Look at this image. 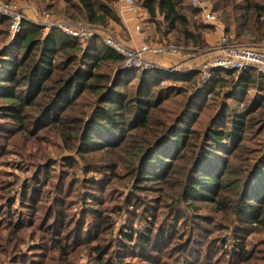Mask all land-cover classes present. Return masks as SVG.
I'll use <instances>...</instances> for the list:
<instances>
[{
  "label": "rangeland",
  "instance_id": "obj_1",
  "mask_svg": "<svg viewBox=\"0 0 264 264\" xmlns=\"http://www.w3.org/2000/svg\"><path fill=\"white\" fill-rule=\"evenodd\" d=\"M206 1L219 24L206 22L201 13L195 17L197 23L203 22L209 27L204 44L186 45L178 41L176 34H171L172 42L168 43L177 46L180 55H146L148 62L167 66L169 70L124 63L125 68L157 70L175 76L163 79L161 87L173 88L167 96L184 105H163L161 113L167 115L158 117L167 123L169 131L183 132L177 128L179 125L191 131L187 133L184 146L168 148L165 143L171 145L172 137L167 136L157 146L147 149L143 164L137 163L136 154L133 156L138 133L128 127L124 129V146L84 149L74 146V135L69 137V133L78 126L79 118L84 117L87 110L84 99H73L66 112L65 106L52 102L40 111L28 106L21 121L16 122L3 115L9 101L2 95L4 89L0 90V264H104L105 260L96 257V247L105 241L91 240L98 234V222L103 213L113 218L110 230H106L105 224L100 230L101 238L115 242L108 256L114 257L115 264H264V215H250L248 200L241 198L240 202H233L238 180L245 179L243 186L237 185L242 197L247 194L246 182H250L251 176L248 177L251 174L248 167L254 163L255 151L264 146V90L249 83L246 92L244 86L224 87L223 81L215 83L217 76L226 74L222 67L208 74L197 70L206 60L224 57L222 48L234 53L239 47L264 48V39L253 34L240 37L234 29L228 32L225 17L216 6L218 0ZM234 1L242 6L248 0ZM259 1L264 3V0ZM12 2L30 18H38L36 10L50 13L48 20L29 19L22 26L33 21L44 36L54 32L72 38L61 27L46 23L49 21L72 27L91 24L80 16H70L61 0ZM136 4L140 12H144V35L140 36L146 42H160L156 24L147 20L137 0ZM115 8L118 21L111 20L106 26L91 24L97 35L78 40L83 51L101 42L106 44L103 37L115 38L127 47L133 45L132 33L138 14L122 12L120 0ZM7 30L6 34V27L0 23V57L8 56L11 48L17 55L14 41L19 34L11 38L9 27ZM136 41H141L138 35ZM104 70L110 72L106 67L102 68ZM186 76L193 77L195 88L191 80L186 81ZM48 94L49 91L45 93ZM240 94L245 102L237 100ZM254 99L253 107L259 119L243 134L240 144L225 140L222 147L210 146L209 129H230V123H225L226 111L236 107L243 112ZM39 100L44 104L45 100ZM174 123L176 126L171 127ZM27 124L29 126L25 127ZM155 127L150 125L148 130ZM137 131L141 133V129ZM209 149L214 151L209 152ZM221 162H228L225 173L229 171L231 177H235L225 176L224 188L219 193L206 192L207 196L193 198L196 192L189 193L185 185L188 171L192 168L189 176L198 178L195 175L198 169L214 168ZM110 178L116 182L112 187L108 184ZM179 194H183L180 201ZM35 204L36 210H33L30 205ZM54 216L55 219H51ZM63 216L65 221H59L58 217ZM48 227L53 230L49 231ZM132 229L135 239H125L124 232H132ZM138 229L160 232L158 241L152 240L147 245L139 241V245L144 246L140 248L136 239ZM63 247L66 250H62Z\"/></svg>",
  "mask_w": 264,
  "mask_h": 264
},
{
  "label": "trees",
  "instance_id": "obj_2",
  "mask_svg": "<svg viewBox=\"0 0 264 264\" xmlns=\"http://www.w3.org/2000/svg\"><path fill=\"white\" fill-rule=\"evenodd\" d=\"M5 1L12 2L13 0ZM61 1L65 4L70 16H80L91 24L106 26L111 20H119L115 8L117 0ZM137 2L146 12L147 20L156 24L157 33L161 36L160 42H172L171 34H176L178 41L184 42L186 45L206 42L205 31L209 27L203 22H196L195 17L201 12L192 6L191 0H137ZM216 6L225 17L228 32L234 29L240 37L253 34L264 39L263 2L248 0L247 4L238 6L234 0H218ZM0 23L6 27L7 34L9 19L0 15ZM27 24L28 26L22 28V32L14 41L17 43V55H14L11 48L8 56L0 57L2 65L0 66V90L4 89L2 95L7 96L9 101V104L4 107L3 115L18 122L21 121L26 107L31 106L36 111H40L50 102L65 106L64 112H66L69 111L72 100L77 97L76 99L85 100L84 104L86 103L87 110H85L84 117L79 118L78 126L74 128L72 134L69 133V137L74 135V146L80 149L90 146H98V148L124 146L126 143L124 129L126 127L134 129L138 133L133 152V156L136 154L138 157L137 163L142 162L143 164L145 161L143 154L146 150L157 146L167 136L172 137L171 145H168V142L165 143L168 148L172 145H185L187 133L191 132L190 129L179 125L177 128L179 131L183 130L184 133L176 132L175 129L169 131L167 123L159 120L158 117L161 115L162 118H165L167 115L161 113L163 105L169 103L176 107L184 105L183 102L172 100L167 96L168 91L173 88L161 87L163 79L175 76H169L166 75L167 73L163 74L157 70L139 71L136 68H125V57L102 42L83 51L77 39L63 37L54 32H49L44 36L41 28L35 27V23L27 22ZM103 67L110 69V72L102 71ZM224 72L225 76H217L214 79L215 83L223 81L224 87L244 86L245 92L249 83L264 90L263 73L254 69H246L239 73L234 70H225ZM135 79L137 82L133 83ZM185 79L186 81L191 80L192 87L195 88L196 81L192 76H186ZM47 91L49 94L45 95ZM181 93L183 92L179 94ZM236 98L244 102L246 100L241 94ZM39 99L45 100L44 104ZM94 99L96 100L93 102ZM91 101L93 102L92 106ZM254 104L255 99L247 104L243 112L237 111L236 107L229 109L231 110L230 114L227 110L225 123L227 125L230 123V129L210 128L208 131L209 139L212 141L210 146L222 147L225 140L240 144V141L244 139L243 134L259 119L255 113ZM183 120H180L179 124ZM37 121L38 116L35 118L34 124ZM153 124L156 127L148 130V126ZM27 126L29 125L27 124L25 127ZM172 126L175 127L176 124L174 123ZM138 129H141V133L137 131ZM237 147L240 148V146ZM212 151L214 150L209 149V152ZM155 153L153 155H156ZM196 162L195 164H198ZM227 164L228 162H221L214 168L198 169V172L195 173L199 176L198 178L189 176L192 172L191 168L185 183L188 186L186 190L189 193L193 192L192 194L196 192L194 196L192 195L193 198L207 196L206 192L219 193L224 188V177H231L229 171L225 173ZM248 168L251 171L248 177L251 175L254 179L250 176V182L247 180V194L243 197L237 183L243 186L245 179L235 182L237 196L233 202L238 203L241 198L244 201L248 200L247 211L250 215H264V146L255 151L254 163ZM233 177L231 178L233 179ZM108 184L112 187L116 182L110 178ZM250 190L254 191L250 192ZM196 195L198 197H195ZM182 197L183 194H179L178 201ZM30 206L36 210V204ZM51 219H55V216ZM58 220L65 221V216L58 217ZM102 224H105L107 231L110 230L113 225L112 216L104 213L101 215L98 222V234L91 239L95 242L105 241V244L96 247V257L101 258V261L105 260L104 264H115L114 257L108 258L110 248L115 245V242L113 239L104 240V237L101 238L100 227ZM48 229L49 231L53 230L51 227ZM134 232L133 229L132 232H124V238L135 239ZM136 232L138 245L139 241H144L145 245L152 243V240L155 241L160 233L156 234L155 230H150L147 233L140 229ZM109 243H111L110 246H108ZM139 246L144 248L143 245ZM62 250H66V248L63 247Z\"/></svg>",
  "mask_w": 264,
  "mask_h": 264
},
{
  "label": "built area",
  "instance_id": "obj_3",
  "mask_svg": "<svg viewBox=\"0 0 264 264\" xmlns=\"http://www.w3.org/2000/svg\"><path fill=\"white\" fill-rule=\"evenodd\" d=\"M121 11L122 12H132L138 14V22L135 26L134 32L132 33L133 45L127 47L119 43L115 38L103 37L106 45L113 48L116 52L123 55L128 62L136 67L142 66H153V67H163L167 70V66L160 64L150 63L146 60V55L149 54H163V55H180L181 50L176 48L177 46L169 44L168 41L164 42H146L142 36L143 31V17L144 12H140V8L136 4V0H120ZM191 3L200 10L204 20L210 24L218 26L219 21L217 15L213 12L209 2L206 0H191ZM38 18H30L25 15L21 7L15 2H7L5 0H0V15L9 19V36L11 38L16 37L20 34L22 30L23 23L25 20L34 19L35 21H40L41 19H49L50 13L47 11L36 10L35 11ZM33 22V21H32ZM49 25L61 27L66 34H68L73 39L84 40L89 38L94 34L95 27L91 24H81L76 27L66 26L60 22L49 21L46 22ZM136 35L139 36L141 41H136ZM225 40H223L224 42ZM221 42L219 43V45ZM217 48V47H215ZM222 52L225 54L222 58H216L214 60H206L203 66L200 67L201 70L206 74L213 73L215 68H223L225 70H237L242 71L246 69H254L260 73L264 74V48H259L257 46L250 47H239L236 52H229L222 48ZM170 67V66H169ZM194 70L193 68H190ZM176 71V70H172Z\"/></svg>",
  "mask_w": 264,
  "mask_h": 264
}]
</instances>
